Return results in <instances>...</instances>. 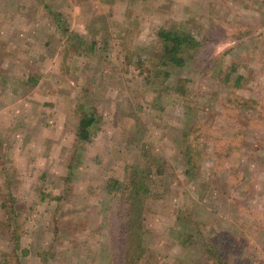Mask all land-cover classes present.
<instances>
[{"label": "rangeland", "instance_id": "1", "mask_svg": "<svg viewBox=\"0 0 264 264\" xmlns=\"http://www.w3.org/2000/svg\"><path fill=\"white\" fill-rule=\"evenodd\" d=\"M161 30L200 42L183 68ZM136 171L128 262L108 181ZM0 264H264V0H0Z\"/></svg>", "mask_w": 264, "mask_h": 264}, {"label": "trees", "instance_id": "2", "mask_svg": "<svg viewBox=\"0 0 264 264\" xmlns=\"http://www.w3.org/2000/svg\"><path fill=\"white\" fill-rule=\"evenodd\" d=\"M162 42L163 52L160 57V66L163 68L175 67L183 68L190 59L191 52L198 51L200 42L184 31H164L158 33ZM160 74V73H158ZM166 76H169L167 71ZM149 77L151 76L148 75ZM156 77V76H155ZM95 120L84 117L80 121L78 139L87 141L89 139V128ZM129 175V174H128ZM109 191L113 193L114 215L113 224L117 229L120 241L129 246L125 258L131 262L136 258L132 248L138 253L143 246V218L142 212L146 206V199L149 197L151 184L144 174L138 171L133 176H127L125 181L119 182L117 179L108 181ZM185 243L192 240L190 235H184ZM141 249V250H140ZM217 255L219 253H213Z\"/></svg>", "mask_w": 264, "mask_h": 264}, {"label": "crops", "instance_id": "3", "mask_svg": "<svg viewBox=\"0 0 264 264\" xmlns=\"http://www.w3.org/2000/svg\"><path fill=\"white\" fill-rule=\"evenodd\" d=\"M29 1H30V3H32V4H33L35 1L39 2V0H29ZM41 1H42V0H41ZM65 3H66L65 1L62 2L63 5H64ZM47 4H48V3H47ZM21 6H22V4H21ZM25 7H26V6H25ZM51 7H52V6H49V5H48V6L46 7V10L50 9ZM20 8H21V7H20ZM46 10H45V12H46ZM50 11H52V10H50ZM32 12H33V13H36V10H33ZM53 14H54L55 16L57 15V14H55V13H53ZM56 18L58 19L59 17L57 16ZM57 19H56V20H57ZM58 28H59V27H58ZM59 30L62 31V27H60ZM45 45H46V44H45ZM68 46H69V45H68ZM47 49H48V48H47ZM96 122H98V120H96ZM96 122L93 121V124L91 125V127H90L89 130H88V132H89V136H90L89 139H88L87 141H80V140L77 138V139H78V141H77V139H76V136H77V135H76V136H75V139H74L73 147H74V145H75V146L80 145V148H81L80 151L83 152V153L86 152V150H85L86 146H87V145H90L91 141H93V139H94V138H92V135H91V131H90V129H91V128L93 129V128L95 127V123H96ZM77 127H78V129H77L76 131L78 132L79 127H80V122H79V124H78ZM84 147H85V148H84ZM83 148H84V149H83ZM81 156H82V155H80V152H79V154H78V158H80ZM73 157L75 158V154H74V153H73ZM71 167H72V165H70V164L67 165V171H68V172H70Z\"/></svg>", "mask_w": 264, "mask_h": 264}]
</instances>
